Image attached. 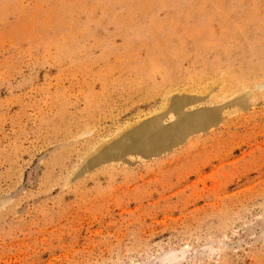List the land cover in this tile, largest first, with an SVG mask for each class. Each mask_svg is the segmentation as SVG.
Returning a JSON list of instances; mask_svg holds the SVG:
<instances>
[{
    "label": "rangeland",
    "instance_id": "rangeland-1",
    "mask_svg": "<svg viewBox=\"0 0 264 264\" xmlns=\"http://www.w3.org/2000/svg\"><path fill=\"white\" fill-rule=\"evenodd\" d=\"M0 264H264V0H0Z\"/></svg>",
    "mask_w": 264,
    "mask_h": 264
},
{
    "label": "bare ground",
    "instance_id": "bare-ground-1",
    "mask_svg": "<svg viewBox=\"0 0 264 264\" xmlns=\"http://www.w3.org/2000/svg\"><path fill=\"white\" fill-rule=\"evenodd\" d=\"M190 111V110H189ZM211 112V111H210ZM206 113V112H205ZM207 113H209V112H207ZM210 114V113H209ZM204 113L202 112L201 114H200V120H204L205 118H204ZM211 116V115H210ZM189 123V122H188ZM187 123V124H188ZM187 124H185V125H187ZM153 125L155 126L156 124H154L153 123ZM192 125H194V124H192ZM189 126V125H188ZM156 128H158V127H156ZM190 129V128H189ZM193 129V128H192ZM188 130V129H187ZM185 131V130H184ZM193 131V130H192ZM175 132V131H174ZM177 132V131H176ZM167 133L168 132H166V133H163V134H161L160 132H159V129H156V130H153V131H150V130H145V131H138V137L134 140V142H133V146H136V149H137V147L139 148V149H141V150H144V151H152L153 149H155V148H157L156 147V145H155V143L153 142V143H151V141H152V139H154V137H156L155 135H159L158 137L159 138H164L163 140H170V141H172L171 139H168V136H167ZM179 133V132H178ZM177 133V134H178ZM166 134V135H165ZM169 135V134H168ZM172 137V136H171ZM176 138V137H175ZM157 140V139H156ZM174 142H175V139H174ZM161 144V143H160ZM165 144H168V143H165ZM135 149V150H136ZM161 149V148H160ZM143 151V152H144ZM102 158V157H101ZM101 160V159H100Z\"/></svg>",
    "mask_w": 264,
    "mask_h": 264
}]
</instances>
